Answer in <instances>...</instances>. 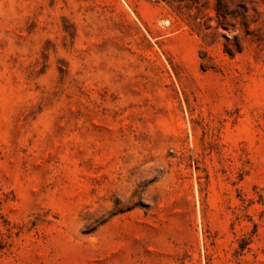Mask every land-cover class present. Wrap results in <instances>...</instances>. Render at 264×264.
Here are the masks:
<instances>
[{
    "label": "rangeland",
    "instance_id": "rangeland-1",
    "mask_svg": "<svg viewBox=\"0 0 264 264\" xmlns=\"http://www.w3.org/2000/svg\"><path fill=\"white\" fill-rule=\"evenodd\" d=\"M0 264H264V0H0Z\"/></svg>",
    "mask_w": 264,
    "mask_h": 264
}]
</instances>
